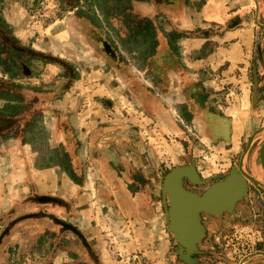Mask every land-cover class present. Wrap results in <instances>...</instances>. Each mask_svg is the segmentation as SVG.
<instances>
[{
	"label": "rangeland",
	"instance_id": "374dc122",
	"mask_svg": "<svg viewBox=\"0 0 264 264\" xmlns=\"http://www.w3.org/2000/svg\"><path fill=\"white\" fill-rule=\"evenodd\" d=\"M73 2L74 0H66L65 3H63V0H4V10L9 23L15 29L14 36L30 49L42 54L50 53L53 56L68 59L78 65L82 74L84 71L92 70V68H102V70L112 71L116 74L113 70L121 67L122 62H126L129 66H136L139 70H143L142 75H140V77L142 76L143 87L134 90V87L128 84L131 92L128 89L125 94L118 91L114 85L100 83L99 88H93L94 91L92 87L90 88V96L82 93L66 100L64 98H66L67 91L69 92L76 82L61 95L65 80L62 76L63 69L60 66L55 64L45 66L40 62H34L32 66L34 75L15 80L9 79L7 75L0 72V113L8 103L4 97L8 94L13 99L10 102L11 105L17 104L19 106L15 121L22 117L12 128L4 130L7 126L3 127L4 122L2 121V114H0V128L3 130L0 132V149L5 152L6 149H13L20 154L22 145L21 143L16 145V141H22L26 146L28 145L35 150L34 164L36 166L45 163V159L48 157L45 152L49 146L43 123L45 114L57 117L58 121L64 117L68 124H72L73 118H76L75 123L77 117L80 118L79 122L83 121L80 122L79 127L84 131L86 137L89 130L103 129L104 134L96 131L92 137L88 136L89 143L93 142V147L107 152L109 160L114 165H117L122 156L124 158L123 154L126 153V167H136L137 171L147 170L151 182L155 179L158 180L156 186V190L159 192V196H157L159 197L160 214L158 228L159 232L167 234L171 232L168 230L165 207L162 205L163 181L173 168L188 165L192 162L198 164V166L206 165V168L216 165V171L214 170L210 177H203L210 180L208 184L193 185L188 180L185 181L188 189L202 193L212 182L218 180L216 174L226 176L234 166L240 165L241 158L244 156V171L264 183L262 181V178L264 179V167L259 157L260 147L264 143V129H262L264 126V26L258 25L255 19L254 0H249L247 9L244 8V5L239 4L238 9L235 11L224 13L225 21L222 23V28H209L207 33L203 32V35L208 37L224 36V32L228 28L227 21L230 19L231 14H238L231 22L238 21V24L244 28L243 35L245 38L248 34L251 37L250 39H253L248 52L245 50L246 63L239 65L241 70L239 67L233 68L235 73L231 75L233 77L232 81L230 75L226 72L228 69L230 70L229 65L224 66L226 69L224 68V72L220 75H213L211 78L210 74L204 72L201 76L199 75L198 82L196 81V90L190 88L188 92L196 100L201 96H205L206 101L202 105L203 108L209 111L210 114L215 113L222 118L218 123V133L228 135L229 132L231 133L235 129L241 130L242 138L239 145L224 139L216 143H210L207 140L204 142L198 127L181 117L187 108L186 106L182 107L181 102H178L177 92L167 91V80L171 78L170 75L157 76L153 70H150L149 60L144 58L142 40L145 33L141 27V21L145 15L140 8L137 13H130L129 21L124 18H112L111 21V19L105 17L104 11H97L95 8L87 10L90 3L87 0H82L83 9L94 19V23H92V21L81 18L76 7L71 8ZM203 2V0H195L196 4H203ZM258 3L260 5L258 21L262 24L264 22V0H258ZM156 17V14H154L158 36V32L159 34L162 32L160 30L163 29L162 27L165 24H162L161 20L165 22V19L162 17L157 19ZM119 21L123 23H119ZM143 24L145 23L143 22ZM136 30H141V32L135 33ZM196 54H199V52L193 55ZM155 56L156 53L154 54V71L163 68L161 70L166 72L168 68L172 69L174 66L184 67L187 65L186 67L189 68L190 57L187 56L185 57L187 59H182L181 53L178 57L173 58V62L167 60L166 57L164 60L162 58L155 60ZM157 60L159 67L156 65ZM255 66L258 68L259 78V95L256 99L253 95ZM243 72L245 74L244 79L242 78ZM91 76L92 73L88 77ZM94 77L103 79L100 75ZM180 77L182 78V76ZM129 78L132 80L133 76ZM129 78L128 81H130ZM84 86L88 88L87 84ZM86 88H84L85 91ZM31 89L42 92V98L32 96ZM122 94L123 96H120ZM151 94L158 99L157 105L160 114L158 119L151 118L150 120L146 112L151 111L148 108ZM168 94L170 97L175 95L174 100L169 97L170 100L167 101ZM91 96L94 98L93 102H97V105L88 100ZM212 96H214V102L207 105L209 98ZM11 110L6 109L5 113H12ZM26 114V118H23ZM88 116L91 120L87 124ZM8 125H11V123ZM32 126L33 131L31 130ZM59 131L60 134L61 131L64 133L63 128L60 126ZM80 132L82 133V131ZM14 140L15 142H13ZM82 143L85 145L84 142ZM250 143L252 145L248 149ZM252 146L255 147L251 149ZM113 151H115V154ZM27 152L25 155L29 159L30 156ZM118 153H122L121 159ZM68 165H70L69 161ZM110 169L112 167L106 165V167H103V173H105L109 184L114 185L112 180L115 178L116 173ZM132 173L134 174V172ZM136 174L140 177L142 173L138 172ZM132 179L138 180L136 177H132ZM98 183L97 180L94 188V201L91 202L90 207L95 215L91 218L95 223L94 225H96V229L100 232V236H97L99 238L95 237V241L101 242L102 231L104 227H108L107 222H102L103 216L105 220V212L110 207L108 205L103 206L100 198L103 189L101 186H97ZM52 199L56 200L59 197L51 196L49 200ZM262 202H264V187L251 181L249 195L238 203L234 214L205 215L204 222L208 227L207 237L200 244L205 253L195 254L196 261L199 264H245L249 258L253 257L258 245L264 239V206L261 204ZM36 204H38V207L31 209V215L21 212V214L15 216L18 218L14 220L0 216V264H86L82 260L86 258L85 255L83 258L80 257V254L78 255L70 250L72 246H75L72 244V240L78 243L79 249H82L84 236L74 230H68L67 227L61 224V235L68 234V237L63 236V240L57 239L58 235L42 228L33 234L36 236L32 240L34 250L28 253L22 252L21 234L24 232L26 236L28 230L36 226L32 222L38 221L37 218L40 214L50 212L46 207H43V203ZM15 205L18 204L15 203ZM63 206L65 211L70 204L67 202ZM252 206L256 207L257 210L255 213L253 211L252 214L255 215V218L250 223L247 217L249 212L252 211ZM5 212L6 210L0 215ZM126 214L129 217L143 215L140 211ZM70 216L69 213L62 216L64 219L61 218L60 221L71 224ZM244 218L246 221H242ZM117 222V219L112 218L110 231L113 242H109V245H112L111 249L105 253L95 252L96 257L101 261L100 263L97 261V264H187L176 253L177 242L173 236H171V249L167 254L155 253L152 249L142 250L139 248L148 247L147 243L142 240L145 237L144 235L138 236L137 249L130 251V247L124 246L125 244H123L117 233ZM71 225L77 228L75 225ZM123 227L128 226L124 225ZM235 228L241 231V236L239 235L238 238L233 236ZM124 231L128 235L131 233L134 237L135 232L133 229H122V233ZM221 233L224 236L227 235L228 238L226 241L223 240L219 243L216 237ZM76 234H79L77 238ZM223 243L229 245L225 246ZM235 248L237 249L236 254L234 252ZM243 250L245 252L241 253Z\"/></svg>",
	"mask_w": 264,
	"mask_h": 264
},
{
	"label": "crops",
	"instance_id": "0c3cea01",
	"mask_svg": "<svg viewBox=\"0 0 264 264\" xmlns=\"http://www.w3.org/2000/svg\"><path fill=\"white\" fill-rule=\"evenodd\" d=\"M203 1V4H196L195 0H148V2H137L138 6L136 5L133 13H137L140 8L145 17L154 19V14H156L157 19L159 17L165 19V22L161 20L162 24L165 23L162 27L163 30L183 33V37L179 39L177 44L178 51L179 54H182V59H187L185 58L187 56L190 57L189 68L186 67V64L184 67H176L173 65L174 67L172 69L168 68L166 72L161 70L163 68H158L154 71V56L149 60L150 70H153L157 76L170 75L171 78L167 80V91L171 93L177 92L176 97H178V102H181L182 107L186 106L187 108L181 117L198 127L204 142L207 140L210 143H216L224 139L228 142L232 141L235 145H239L242 138L241 130L235 129L233 132H229V134L226 131L228 135L218 133V123L222 118L215 113L210 114L188 92L190 88L196 90L195 87L198 82V77L202 73L207 72L211 78L213 75H220L224 72L223 69L229 65L230 70L228 69L226 72L231 77L235 73L233 71L234 67H239V65L246 63L245 50L248 52L252 44L251 40L253 39H250L251 37L248 34H246L247 38H245L243 35L244 28L238 24L237 20H235L237 22H231L238 14H231L230 19L227 21L228 28L224 32V36L208 37L204 36L203 32L207 33L209 28H222V23L225 21L224 13L235 11L238 9L239 4L244 5V8L247 9L249 0ZM158 43V52L156 51L155 60L157 58L164 60L166 57L167 60L173 62V58L176 55L171 50L168 39L162 32L160 34L158 32ZM203 50L205 51L202 53ZM196 52H199V54L193 55ZM156 65L159 67L158 60ZM113 71L116 74L112 71L107 72L106 70H102V68H92V70L84 71L82 79L77 81L70 88L69 92L67 91L66 98L64 99H72L75 95L82 93L90 96V88H99L98 85L100 83L103 85H114L118 91H122L121 93L125 94L129 89L128 84L134 87V90L143 87L142 76L140 77L143 70H139L136 66H129L126 62H122V66L117 67ZM90 73H92V76L88 77ZM99 75L103 79H96L94 77ZM244 75L243 72V79L245 78L243 77ZM131 76H133L132 80L129 78ZM178 76H182V78ZM175 77L177 78L175 79ZM128 78L130 81H128ZM230 80L232 81L233 77ZM85 84L88 85V88L84 86ZM84 88H86V91ZM151 95V101L148 104V108L151 111L146 112L150 120L151 118L158 119L160 114L159 106L157 105L158 99L153 94ZM120 96H123V94ZM169 97L168 94L167 101L172 98L174 100L175 95L170 97V99ZM213 97L209 98L207 105H211L214 102L215 99ZM93 99L91 96L88 100L92 104H96L97 102H93ZM75 119L73 118L72 124H68L64 117L58 121L59 119L51 114L44 115V130L48 136L49 144L45 152V155L48 156L45 159V163L43 162L36 166L34 164V158L36 157L35 150L31 149L28 145L26 146L22 141H16V145H20V143L22 145L20 154L16 153L13 149H6V152L0 149V214L6 210L0 216L5 219L14 220L18 218L15 216L21 214V212H26V214L31 215V209L37 208L38 204L36 203L39 202L43 203V207H46L50 211L49 213L40 214L37 218L38 221L32 222L36 226L28 230L26 236L24 232L21 234L23 240L20 241L22 244V252L28 253L34 250L32 240L36 236L33 234L42 228L49 230L52 234L55 233L58 235L57 239L63 240V236L68 237V234L61 235V226L55 220L64 219L62 216L69 213L71 215V224L79 228H76L77 231L75 232L80 233L85 238L84 244L81 246L82 249H79L78 243L72 240V244L76 247L72 246L70 250L71 252H76L78 255L80 254V257L84 258L85 255L86 258L82 260L86 264H97V261L100 263L101 261L96 257L95 252L105 253L111 249L112 245H109V242H113L110 231L112 218L118 220L117 233L122 239L123 244H125L124 246H128V248L132 247V249L129 248L130 251L137 249L136 245L139 243L138 236L144 235L145 237L142 240L147 243L148 247L139 248L142 250L152 249L155 253L161 252L167 254L171 249V236L173 235L169 232L168 234L159 232L160 214L158 207L159 197H157L159 196V192L156 190L158 180L155 179V181L152 180L151 182L146 172L147 170L137 171L136 167H126V153L123 154L124 158L121 155L122 153H118L119 158L121 159L120 156H122L123 160L121 159L117 165H114L109 160L107 152H103V149L93 147V142L91 141L89 143L88 140L96 131L104 134V130L99 128L94 130L91 128L92 130L87 132L89 137H86L84 131L79 127L80 122L83 120L79 122L80 118L77 117L75 123ZM90 120L91 118L88 116L86 123L88 124ZM75 125L76 127H74ZM59 126L63 128L64 133L61 131L60 134ZM26 152L30 156L29 159L25 155ZM68 161L70 165H68ZM106 165L111 166L114 171L112 169L110 170L116 173L115 178L112 180L114 185L109 184L105 173H103V167H106ZM205 166H198L197 164V169L202 177H210L217 168L216 165L208 166L207 168ZM138 172L142 173L140 177L136 174ZM219 175L216 174L215 176ZM132 177H136L138 180H134ZM97 180L99 182L97 186L99 185L103 189L100 195L103 206L108 205L110 207L105 212V220L103 216L102 222H107L108 227H104L102 231L103 236L101 242L95 241V237L100 236V232L96 229V225H94L95 223L91 218L94 213L90 207L91 202L94 201V188ZM262 181H264L263 178ZM51 196H57L59 199H52L50 201L49 198ZM67 202H69L70 206L64 211L63 204ZM15 203L18 205H15ZM261 204L264 206V202ZM162 205L164 206L163 198ZM256 210V207L254 208L252 206V211L249 212L247 217L250 223L254 221L255 215L252 213L253 211L255 213ZM134 211H140L144 216L129 217L126 214ZM242 221H246V219L244 218ZM124 225L128 226L126 228L133 229L135 232L134 237L131 233L130 235L125 231L122 233V229H126L123 227ZM77 235L79 234H76V238ZM240 262L242 263L243 260ZM245 264H264V239L258 245L255 255L249 258Z\"/></svg>",
	"mask_w": 264,
	"mask_h": 264
},
{
	"label": "water",
	"instance_id": "95a60500",
	"mask_svg": "<svg viewBox=\"0 0 264 264\" xmlns=\"http://www.w3.org/2000/svg\"><path fill=\"white\" fill-rule=\"evenodd\" d=\"M254 2L255 19L258 25L264 26V22L261 24L258 21L260 14L258 0H254ZM253 95L254 99L259 95L257 66L254 67ZM251 145L250 143L248 149ZM254 147L252 146L251 149ZM259 157L264 167V143L260 147ZM243 164L244 156L241 158L239 166H234L226 176L219 175L218 180L212 182L202 193L192 191L185 186L186 180L193 185H206L210 182L202 177L194 162L177 166L165 176L162 193L165 219L168 230L177 242L176 253L185 263L199 264L194 255L205 253L200 247L207 237L208 227L204 222V215L234 214L238 203L249 195L251 181L264 187V183L244 171ZM55 221L68 229L77 231L71 224L58 219Z\"/></svg>",
	"mask_w": 264,
	"mask_h": 264
},
{
	"label": "trees",
	"instance_id": "16d2710c",
	"mask_svg": "<svg viewBox=\"0 0 264 264\" xmlns=\"http://www.w3.org/2000/svg\"><path fill=\"white\" fill-rule=\"evenodd\" d=\"M66 0H63V3H65ZM82 0H74V2L71 4V8H77L78 15H80L81 18H85L88 21H92L94 23L93 17L86 12L85 9H83V5H81ZM90 4L87 10L95 8V10L104 11L105 17L111 19L112 18H119V19H126L127 21L130 20V13L133 12L134 7H136L137 2H148V0H87ZM4 0H0V72L4 75H7L9 79L15 80L18 78H26L30 77V75H34L35 73L32 71V66L34 65V62H40L43 65L48 64H55L57 66H60L62 71V76L65 80V83L63 84L61 95L65 93L72 85L73 83L79 81L82 79V73L81 70L78 68V65L75 63L69 61L68 59L59 57V56H53L50 53H39L37 51H34L30 49V47L26 46L24 43H22L17 37L14 36V27L11 23H9L8 16L6 15V12L4 10ZM140 18V17H139ZM123 19V20H124ZM142 20V19H141ZM143 22L145 24H143ZM119 23H123L122 21H119ZM11 24V25H10ZM129 24V23H128ZM141 27L144 30L142 45L144 47L143 55L145 60H150L154 56V54L157 51L158 47V36H157V25L154 21V19H151L150 17H144V19L141 21ZM116 28V27H115ZM162 33L167 37L169 46L171 50L175 53V55L179 56L178 51V41L180 38L183 37L182 32L178 31H170L167 32L166 30H160ZM141 32V30H136L135 33ZM2 48V49H1ZM30 93L34 97L42 98V92H36L35 89H31ZM47 95V94H46ZM5 99L8 101L5 109L1 110V117L2 121L4 122V126L8 130L12 128L17 122H19L22 117L15 121L16 117L18 116L19 112V106L17 104L11 105L13 99L6 94ZM198 101L201 105H204L206 101V97H199ZM6 109H12V113H5ZM30 112V111H29ZM27 114L24 115L23 118H26ZM9 122V123H8ZM11 125H8L10 124ZM31 130L33 131V126L31 127ZM0 128V132H2Z\"/></svg>",
	"mask_w": 264,
	"mask_h": 264
},
{
	"label": "built area",
	"instance_id": "2783aa9c",
	"mask_svg": "<svg viewBox=\"0 0 264 264\" xmlns=\"http://www.w3.org/2000/svg\"><path fill=\"white\" fill-rule=\"evenodd\" d=\"M239 235L241 236V231H240V229H238V228H235V230L233 231V236L234 237H239ZM230 237V236H229ZM228 238V236L227 235H223L222 233L221 234H219L217 237H216V240H217V242H221V241H226V239ZM223 245H225V246H228L229 244L228 243H223ZM244 249V248H243ZM249 249V248H248ZM235 254L237 253V249L235 248ZM242 252H245L244 250L243 251H241V253Z\"/></svg>",
	"mask_w": 264,
	"mask_h": 264
},
{
	"label": "flooded vegetation",
	"instance_id": "af4514ba",
	"mask_svg": "<svg viewBox=\"0 0 264 264\" xmlns=\"http://www.w3.org/2000/svg\"><path fill=\"white\" fill-rule=\"evenodd\" d=\"M185 186H186V183H185ZM203 217H204V219H205V215H204Z\"/></svg>",
	"mask_w": 264,
	"mask_h": 264
}]
</instances>
